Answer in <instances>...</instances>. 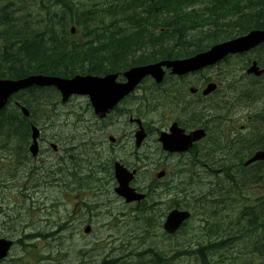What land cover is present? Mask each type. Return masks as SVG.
Returning a JSON list of instances; mask_svg holds the SVG:
<instances>
[{"label": "rangeland", "instance_id": "rangeland-1", "mask_svg": "<svg viewBox=\"0 0 264 264\" xmlns=\"http://www.w3.org/2000/svg\"><path fill=\"white\" fill-rule=\"evenodd\" d=\"M80 2L84 4L85 12L89 10L91 3H97L98 0H80ZM86 17V15H80L79 19L82 21ZM114 21H116L115 18L112 22ZM109 22L110 20H105V23ZM143 48L145 51L150 50V46L147 44ZM127 60L130 61L131 58ZM205 75L213 76V73L208 71ZM46 94L48 92L38 91L33 95L27 94L20 98L22 100L30 98L35 101L31 108L36 117V122L33 121V123H37V126L44 124L46 129L44 133L47 138L50 134H58L57 142L54 143L59 148V152L63 153L64 150H67L68 155L81 159V163L73 162L74 176L77 178L73 177L69 183L73 181V189L83 184L82 187L89 191H86L87 194L79 195L77 199L75 196L78 192L67 193L68 197L72 194V199H68L63 193L48 190L45 192L47 201H43V207L37 208L38 204L33 203L43 195L33 190L31 197L35 196L36 199L30 200L29 192H24L19 186V184L22 185L19 177L9 179L4 176V171H0V185H4L3 188L0 187V238H4L3 234L10 240L21 242L12 249L9 257L1 264H149V254L140 257L138 254L152 248L161 256L165 255L166 258H171L175 250L185 247L193 237L204 235V231H199L202 218L200 215L194 217L176 236L168 237L162 230L166 214L170 207L174 208L171 205L172 199L178 198L182 207L197 206V202H192L190 197H187L190 202L185 201L182 194H184V190H188L189 193L197 191L194 186L199 182L193 178L191 186L185 185L178 189L177 197H172V194L168 195L170 187L171 190H174L178 183L190 181L188 179L190 174L187 172L180 174L179 167L184 164L182 159H170L160 155L162 151L160 148H156L155 144L156 134L151 135L145 145L138 150V159L134 157L137 160H133L127 151L126 153L125 151L109 152L101 157V122L93 115L91 109L85 112L89 107L88 100L74 97L67 103H62L60 97L50 99V96ZM156 96L161 98L159 93L155 94ZM149 97L154 98V94L151 93ZM52 103L55 106V114L51 110ZM167 109L166 111L164 108L152 111L143 109L136 113L135 117L141 120L144 128L149 127L154 131L165 132L169 124V118L164 115L170 112L169 108ZM170 116L173 119L177 117V113H171ZM77 117L81 118V124L76 123ZM45 124L48 126L46 127ZM120 125L122 126L120 132L115 129L119 135L124 132H133L130 127L123 129V118H121ZM89 127H91L90 130L86 132ZM108 130H113V128ZM117 133L111 134V136L117 138ZM89 144L93 146H89ZM151 154L152 156H149ZM101 159L108 163L109 167L111 162H117L127 169L137 170L138 174L130 184V188L149 194L148 200L139 210H136L137 204H126L114 193L116 182L113 177L111 179L109 176L108 179L99 176ZM0 164H4V161H0ZM172 169H174L173 172ZM196 170L202 174L203 169L197 167ZM161 171L165 173V176L161 180H157L156 175ZM87 174L93 176V182L82 179ZM96 178L104 179L97 182ZM171 180H173L174 187L170 184ZM209 180L210 178H208ZM205 181L207 180L203 178V184ZM13 183H17V185L13 187ZM203 184H199V187L204 192ZM205 193L212 194L214 191ZM26 196L27 199H24ZM221 197L235 199L230 193L228 198L223 195ZM79 201L86 203L89 210L82 206L81 210L74 212V206ZM157 201L161 202L158 209H150L149 207L154 206ZM142 210L145 211L141 212ZM190 210L193 211V209ZM226 216L229 219H226ZM237 218L238 211L235 206H228L225 211L218 213L211 221L213 225L219 227L210 229L214 230L217 238L221 235L220 227L227 230V234H231L232 227H228L229 220L236 221ZM86 226L91 227L92 231L89 234L84 233ZM240 231L241 228L237 227L233 230L236 234ZM28 236H31L32 239H28ZM24 240L26 241L24 242ZM246 254L245 245L236 242L226 251L215 253L211 262L213 264H238L244 260L245 263L249 262L250 264L255 258L253 257L249 261ZM172 264H198V262L182 255ZM255 264H264V260L256 259Z\"/></svg>", "mask_w": 264, "mask_h": 264}, {"label": "trees", "instance_id": "trees-1", "mask_svg": "<svg viewBox=\"0 0 264 264\" xmlns=\"http://www.w3.org/2000/svg\"><path fill=\"white\" fill-rule=\"evenodd\" d=\"M263 4V0H128L107 3L105 7L91 3L84 12L80 0H0V78L17 79L31 74L69 77L84 72L101 75L125 69L129 66L128 58L132 62L143 59L142 64L183 58L205 51L217 42L259 30L264 23ZM195 5L200 8L195 9ZM79 14L87 16L76 23L83 30L82 40L70 37L67 31ZM114 18L116 21L112 22ZM106 19L110 22L105 23ZM121 21L129 31L120 29ZM196 28L200 30L193 32ZM158 29L163 31L156 32ZM146 44L150 49L153 47L152 55L135 56L136 52H146L143 48ZM167 44L170 46L165 47ZM33 102L24 100L29 108ZM26 121L15 116L13 124ZM4 124V118L0 119V133ZM187 194L194 196V192L184 190V196ZM174 202L176 207L180 206L178 200ZM252 216V213L244 215ZM261 216L264 221V211ZM257 227L264 234V224L254 225L256 230ZM233 230L227 234V230L220 228L217 243L185 254L196 256L199 264H211L207 251L222 252L231 243L240 242L252 255L264 260V238L260 242H255L257 234L238 238ZM209 233L215 232L209 229ZM144 254L150 255L149 264H172L179 260L175 256L166 259L152 248L138 257Z\"/></svg>", "mask_w": 264, "mask_h": 264}, {"label": "flooded vegetation", "instance_id": "flooded-vegetation-1", "mask_svg": "<svg viewBox=\"0 0 264 264\" xmlns=\"http://www.w3.org/2000/svg\"><path fill=\"white\" fill-rule=\"evenodd\" d=\"M262 12L264 14V8ZM260 26L259 30L264 31V23ZM253 65H256V70L251 69ZM208 71H212L213 76H206L205 73ZM174 78L176 80H172L174 85L170 86L166 98H161L158 103L165 111L168 110L167 108L170 111L164 114L169 118V124L164 133L170 131V126L176 123L186 134L204 130L206 137L195 143L187 153H164L165 158L189 159L198 164L201 161H228L221 167L226 177H229L236 174V171H233L234 166L241 156L249 153L247 144L241 143L235 147L234 142L238 143L241 139L255 137L257 140L254 143L262 146L259 150H264V41L254 49L226 56L210 67ZM118 81L123 80L119 78ZM210 85H214L213 89L207 91ZM160 88L165 89L164 94L168 89L165 83ZM136 96L137 94H133L125 97L112 112L101 119V157L109 152L125 151L126 153L127 151L133 160L138 159V150L134 147V136L138 128L134 121L135 111L137 112ZM171 113H177V117L172 119ZM121 117H124L123 129L130 127L132 133L124 132L125 134L119 135L116 132L115 129L119 132L122 130ZM24 126V124L18 125V133L14 130L5 133L6 138L3 139L2 146L3 169H7L9 176L7 178L19 177L21 179L23 191L31 194L34 190L43 195L33 203L41 208L43 201H47L46 191H58L65 195L73 192V181L69 183V180H72L75 175L74 156L68 155L67 150L58 153L59 148H56L54 143L57 142L58 134L54 133V135L50 134L49 138L45 137L46 129L43 124L39 126L38 153L36 157H33L29 152L32 143L29 139L30 135L22 129ZM110 128L113 130H108ZM89 130L87 129L86 132ZM145 132V143L151 135L156 134V148L158 146L161 148L157 141L161 131H154L148 127ZM115 133H117V138L111 136ZM218 141L224 147L218 145ZM114 163L111 162L110 167H112L110 168L109 164L101 159L99 176H107V178L109 175L113 176ZM103 179L101 178L100 182ZM207 188L206 192L214 189L213 187ZM29 199L33 201L36 198L30 195ZM197 206H200V203H197Z\"/></svg>", "mask_w": 264, "mask_h": 264}, {"label": "water", "instance_id": "water-1", "mask_svg": "<svg viewBox=\"0 0 264 264\" xmlns=\"http://www.w3.org/2000/svg\"><path fill=\"white\" fill-rule=\"evenodd\" d=\"M263 40L264 33L254 31L246 36L215 45L207 52L198 54L187 60L162 62L148 67L131 69L124 74L127 83L121 85L114 83L115 75L103 79L77 76L72 80L29 77L19 81H0V109L5 105L8 97L19 90L27 89L33 85L40 87L55 86L60 91L64 101L72 94L87 95L95 114L101 118L108 109L113 107L118 99L126 95L147 74L152 75L157 83H159L163 77L162 67L171 68L174 74H185L215 64L228 54L243 52L254 48ZM211 88L209 87L208 91ZM192 135V138L190 136L185 137L183 132L174 126L171 129V134H161L159 141L162 143L163 150L170 153H181L187 151L193 141H197L203 137L202 132H195ZM143 137L141 133L137 135V146ZM257 160H264V153H257L247 164ZM115 170L119 185L115 192L123 197L127 203L140 200L142 196L137 195L134 190L128 187L132 179V174H129L118 164L115 165ZM188 217V213L173 211L167 218L164 230L168 233H173ZM8 246L9 243L2 242L0 244V259L6 256Z\"/></svg>", "mask_w": 264, "mask_h": 264}, {"label": "bare ground", "instance_id": "bare-ground-1", "mask_svg": "<svg viewBox=\"0 0 264 264\" xmlns=\"http://www.w3.org/2000/svg\"><path fill=\"white\" fill-rule=\"evenodd\" d=\"M188 10V9H187ZM254 31H258V30H254ZM157 34V33H156ZM187 35V34H186ZM186 38V37H185ZM187 40V39H186ZM185 44V43H184ZM192 47V46H191ZM247 72V71H246ZM264 88V87H263ZM260 91V90H259ZM261 95V94H260ZM214 132V131H213ZM150 156V155H149ZM240 157V156H239ZM76 167H78V166H76ZM236 166H234V168H235ZM230 168V167H229ZM78 169V168H77ZM108 169V168H107ZM83 170V169H82ZM109 170V169H108ZM231 173H233V172H231ZM233 175V174H232ZM229 176V175H228ZM41 186V185H40ZM212 191H214V193H216V192H218V191H220V189L219 188H217V189H213ZM223 196H225L226 198H228L229 197V193H223L222 194ZM200 203V206H203L204 205V203H202V202H199ZM236 235V234H235ZM232 236V235H231ZM234 238V237H233ZM239 238V237H238ZM257 239V238H256ZM256 242V241H255ZM167 259V258H166ZM162 260V259H161ZM165 261V260H164Z\"/></svg>", "mask_w": 264, "mask_h": 264}]
</instances>
